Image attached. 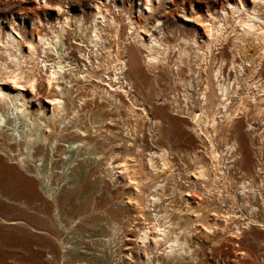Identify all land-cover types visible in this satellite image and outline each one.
Returning <instances> with one entry per match:
<instances>
[{
	"label": "bare ground",
	"instance_id": "obj_1",
	"mask_svg": "<svg viewBox=\"0 0 264 264\" xmlns=\"http://www.w3.org/2000/svg\"><path fill=\"white\" fill-rule=\"evenodd\" d=\"M187 1L192 7V0H140L136 3L137 14L123 5L118 8L114 5L113 10L121 11L119 17V13L110 11L109 0L106 3L97 0L92 5L89 22L84 14L62 15L60 4L54 8L62 17L50 22L47 30L36 25L33 31L28 30L23 20V27L16 26L19 24L13 16L6 27L0 24V153L17 159L22 168L29 169V156L34 161H51L54 154L62 153L63 146L69 149L77 144L76 148L81 146V150L90 139L88 126L80 122L81 111L95 99L105 103L104 107L110 111H124V116H120L123 128L107 130L119 139L118 144L124 141L121 145H133L125 137L134 139L143 123L160 125L159 118L150 116L152 104L140 99L136 92L133 78L141 73L144 65L156 81H160L161 72H170L171 81L179 84L181 91L174 88L160 103L190 112L192 129L207 143L204 151L209 160L192 155L196 164L189 173L201 180L204 196L201 194L198 198L227 195L234 201L235 194L226 193L232 178L229 169L244 156L237 141L225 140L226 152L231 155L234 151L237 156L224 162V170L220 161L223 153L217 149L214 136L219 125L228 129L249 116L246 130L258 135V152L264 154V0L204 1L203 15L196 13L192 18L182 15L183 19L194 21L190 30L168 28L166 14L183 9ZM166 2L170 4L168 7ZM25 13V10L19 11L20 15ZM148 17H153L151 25L146 22ZM224 46L230 49L229 59L225 57ZM179 97L183 107L179 105ZM114 119L112 115L100 117L92 126L93 131L109 140L100 129L108 120L112 125ZM256 123L262 124L260 131ZM110 149L107 158L102 153L81 159L106 158L108 175L116 177L114 174L120 172L125 177L124 186H132L126 202L132 205L136 216L143 218L137 233V242L141 244L138 245L140 264H203L198 250L188 241L200 232L198 226L208 236H219L217 245L231 237L236 239L233 244L240 246L247 230L256 223L264 225L255 219V211H249L240 221L242 215L231 206L217 211L193 200L192 196L197 193L188 189L190 181L187 180V189L182 191L185 196L182 207L161 205L162 192L158 189L163 183L155 179L174 172L172 157L164 150H153L143 164L139 155L129 152L116 160L119 154L111 146ZM85 153L77 152V155ZM34 167L31 171L42 175L41 169ZM257 167V172L264 174L263 165ZM237 169L242 175H248L241 166ZM138 172L140 176H136ZM217 182L224 184L223 189H215ZM145 185L149 192L142 189ZM235 189L251 202L249 193L253 187L249 181H242ZM148 210L153 211L149 218ZM237 253L241 257L249 256L247 251ZM123 257L136 260L131 252L124 253ZM235 262L241 264L238 259Z\"/></svg>",
	"mask_w": 264,
	"mask_h": 264
},
{
	"label": "rangeland",
	"instance_id": "obj_2",
	"mask_svg": "<svg viewBox=\"0 0 264 264\" xmlns=\"http://www.w3.org/2000/svg\"><path fill=\"white\" fill-rule=\"evenodd\" d=\"M96 1L0 0V24L6 27L9 20L14 18L19 24L16 26L23 27L21 24L23 20L28 30L33 31L35 25L47 30L50 22L54 23L57 18L62 17L60 12L57 13L54 8L60 4L63 8L62 15L84 14L89 22L91 11H93L92 5ZM103 1L106 3V0ZM138 1L140 0H109L108 4L112 8L110 11L114 14L119 13L117 15L121 17V11L113 10L114 5L117 6L116 8L123 5L128 11L137 14L136 3ZM204 1L225 3V0H192V7H190L188 1L184 2L183 5L181 4L183 9L166 14L167 27L190 30V24L194 21L185 20L182 15L185 14L190 18L195 17L196 13L203 15L206 12ZM46 2L48 4H45ZM169 5L166 2V7ZM162 6L160 5L159 10H162ZM20 10H25L26 13L20 15ZM5 16L8 19H5ZM146 22L151 25L153 17L146 18ZM75 54L78 55L77 52ZM224 54L227 59L231 56L227 46H224ZM161 73L160 81H156L153 79L155 78L153 73L142 65L141 73L135 78L132 77L135 80L139 98L153 106L151 110L148 109L151 118L160 119L159 126H155L150 121L143 123L144 126L140 127L134 139L125 137V141L127 139L133 142V145H121L124 141H121L119 145V139L110 135L107 130L110 128L113 131H119L123 128L121 117L124 116V111L119 110V115L117 114L119 111H110L104 107L105 103L95 99L94 102L89 101L81 111L80 122L88 126L90 137L89 144L86 147L82 146L81 150V146L76 148L77 144H72L69 149H65L62 145V153L54 154L51 161L45 159L34 161L29 156L28 165L31 167L29 169L22 168L17 159H9L0 153V264L141 263V249L138 246L141 244L137 242V233L138 227L143 225V218L136 216L132 205L126 202V195L133 188L124 186V174L121 176L120 172H116L114 174L116 177H114L106 172L105 159L109 156L110 146L115 150V154H119L115 156L116 160L121 158L120 155L129 152L132 155H139L144 164L147 154L153 150H164L172 157L174 172L163 174L155 179L163 183V187L158 189L162 192L161 205L173 208L182 207L185 197L182 191L187 189L185 186L187 180L190 181L188 189L197 193V196H192L193 200L217 211L231 206L238 215H242L240 221L247 216L249 211H255V219L264 223V174L257 172L258 165L264 167V154L260 155L258 152V135L246 130V124L250 121L249 116L247 119H239L234 127L228 129L219 125L214 136L217 149L223 153V158L220 159L223 168L224 162L227 163L229 157L237 156L234 151L231 155L226 152L225 140L229 143L237 141L242 150V156H244V160L239 157L233 168L229 169V176L232 178L231 184L226 188L228 190L226 193L235 194V200L232 201L231 196L227 195L221 196L224 202L221 201V197L216 198V195H213L215 199L213 196L200 199L198 195L203 194L204 196L201 180L193 178L189 173L196 164L195 157L192 155H200L201 160L204 161L209 160L204 151L207 143L203 136H198L192 129L190 112L187 113L186 109H177L172 105L160 103L164 100V95L172 93L174 88L181 91L179 84L174 85L171 81L169 71ZM181 101L179 97V105L183 107ZM195 101L197 102V99ZM107 115L115 118L112 125L108 122L109 120L104 123V129L102 128L104 131L100 129L102 135L112 140L108 145L106 142L108 143L109 140L96 134L92 127L97 123V119L102 116L107 117ZM255 125L258 127L256 130L260 131L262 124L256 123ZM126 146L131 147L127 150ZM15 152L18 151L15 149ZM77 152L86 153L79 156ZM102 153L106 158L100 161L93 158L81 159L82 156L93 157L95 154L101 155ZM34 165L41 169L42 175L37 176L31 171L34 170ZM237 166H241L248 175L239 173ZM144 168L145 171L148 170L146 165ZM140 175V172L136 174V176ZM244 180L249 181L253 187V191L249 193L251 202L246 195L238 193L235 189L236 185ZM216 185L215 189L224 187L222 182H217ZM142 189L149 192L148 185L143 186ZM152 212V210L147 211L148 218ZM198 227L200 232L194 233L188 241L191 247L198 250L197 255L200 259L203 258V264L215 262L236 264L237 259L241 264H264V225L261 223H256L246 231L240 246H235L233 240L236 239H231V237L228 241L217 245L216 241L220 238L219 236H208L201 226ZM214 242L215 244L212 245ZM210 248L212 250L209 252ZM239 250L247 251L249 256L241 257L237 253ZM127 252H131L136 260L130 261L123 257Z\"/></svg>",
	"mask_w": 264,
	"mask_h": 264
}]
</instances>
